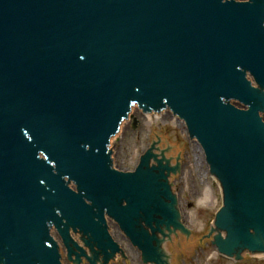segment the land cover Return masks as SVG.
Returning a JSON list of instances; mask_svg holds the SVG:
<instances>
[{"label":"water","instance_id":"obj_1","mask_svg":"<svg viewBox=\"0 0 264 264\" xmlns=\"http://www.w3.org/2000/svg\"><path fill=\"white\" fill-rule=\"evenodd\" d=\"M133 103L169 107L201 145L228 206L205 229L184 222L177 148L159 133L137 166L110 160ZM263 113L264 0H0V260L61 264L44 240L55 208L106 247L96 209L119 218L123 200L147 207L135 229L153 264H178L175 244L195 252L204 232L228 252L264 248Z\"/></svg>","mask_w":264,"mask_h":264},{"label":"rangeland","instance_id":"obj_2","mask_svg":"<svg viewBox=\"0 0 264 264\" xmlns=\"http://www.w3.org/2000/svg\"><path fill=\"white\" fill-rule=\"evenodd\" d=\"M156 132L177 148V200L186 207L184 222L190 224L192 230L205 229L210 220L216 222V208L222 206V187L219 180L210 175L201 145L182 118L169 107L148 115L140 104L133 103L128 117L112 138L109 158L137 166ZM189 245L190 241L175 244L178 264H264V257L254 256L245 247L246 255L236 256L241 262H236L235 256H222L219 245L205 232L204 241L195 244V252L188 250ZM127 254V261L117 257L109 260V264H141L140 253L131 248ZM65 264H69L67 258Z\"/></svg>","mask_w":264,"mask_h":264},{"label":"flooded vegetation","instance_id":"obj_3","mask_svg":"<svg viewBox=\"0 0 264 264\" xmlns=\"http://www.w3.org/2000/svg\"><path fill=\"white\" fill-rule=\"evenodd\" d=\"M239 1H246V0H239ZM257 1L263 2V0H257ZM253 105H255V103H253ZM263 118H264V113H263ZM73 187L75 188L74 191L77 195H79V196L83 195V192L78 185L74 184ZM221 193H222V195L225 196L226 192H221ZM83 196L84 197L82 199L87 204V207H91V205H92L91 200H89L88 198H85V195H83ZM225 197L222 200V206L220 208V211L222 208L228 207ZM233 200L236 201L237 197L234 196ZM104 204H105V202H104ZM122 205H123L124 210L119 209L121 204L115 203V202L113 204V207L117 211L119 210L121 213V217H119V218H117L118 215L116 213H115V216H112L111 212H113V210H111L112 208L110 209V207H111L110 204H109V206L105 204L104 206L100 207V209L99 208L96 209L98 211V215H97L98 218L96 220L97 227H99L98 229H99L102 237L105 238L103 240L107 244L106 247L99 246L98 243L94 242L91 239L92 233L91 234L88 233V230L86 229V227H84L83 224H77V223L72 224V223L66 222L64 220L65 217H63V215H62V212L60 210H58L57 208H55V213H56L55 218L50 220L48 223H46V227H45L46 237H44L45 244L50 249L56 248L57 253L59 255V262L61 264H65L66 258H67V262H69V264H94V262L98 260L99 256H101V257L102 256L114 257L115 255H117V257H119L120 259L124 258V260L127 261L128 260L127 250L129 251L131 248L134 251H137L138 253H140L141 264H144L143 259H145V256H144V252L142 250V248H144V245H142V242H140V236L142 235V233L144 231H141V230L137 231L135 229V227L136 226L139 227L140 221H143V218L145 215V208H147V207H145L144 204L140 205L139 207H129L125 200H123ZM177 205H179L178 200H177ZM239 207H240L239 205H235L233 208H230V209L237 212V211H239ZM140 210H142V212H140ZM156 210H158V209H156ZM263 211H264V206L261 207V213ZM218 214L219 213H217V215L215 217L216 220H217ZM170 225H174V224H169V226ZM180 226H181V224H180ZM175 228H176V226H173V228H171V229H175ZM109 229H111V231H109ZM68 231H71L73 233H78L79 236L77 238H78L79 242L81 241L84 245L83 251L78 252L76 250V258L75 259H73L72 254L68 253L67 243L64 240V235H68L67 234ZM149 231H150V233H148V234L150 236H152L150 238V240H152V245H153L152 246L150 244V242H148V244H149L148 246H150L149 251H150V253L152 252V254H154L153 252H156V254H158V251L160 248L157 247L156 244L158 242L160 245V238L158 235L159 228H156L154 232L151 230H149ZM180 232L187 234L186 232H183V231H180ZM80 235H82L84 238L81 239ZM54 236L59 237V239L61 240L62 247L65 250V254L67 253L66 256L62 255V253L60 252V248H59L60 245L55 244ZM188 240H189V238H188ZM79 242H77L76 245H79ZM84 242H85V244H84ZM111 242L113 244H115L116 247H113L110 244ZM144 242H143V244H144ZM68 243H69V241H68ZM219 248L221 250H225V247L222 244L219 245ZM87 249L90 251L91 255L87 254ZM241 249H243V247L237 248L231 253L239 255V250H241ZM259 251H261V250H259ZM87 257H88V259H87ZM155 257L156 256H154V258ZM78 259H79V261H78ZM151 260L152 259L150 257L147 258V261L154 262ZM239 262H241V261L239 260ZM5 263H6L5 260H3V259L0 260V264H5Z\"/></svg>","mask_w":264,"mask_h":264},{"label":"bare ground","instance_id":"obj_4","mask_svg":"<svg viewBox=\"0 0 264 264\" xmlns=\"http://www.w3.org/2000/svg\"><path fill=\"white\" fill-rule=\"evenodd\" d=\"M145 111H147V114L148 115H152V113H153V109H151V108H147V109H144ZM131 111V110H130ZM128 117V116H127ZM129 117H132V116H129ZM122 124V123H121ZM121 126V125H120ZM116 136V135H115ZM114 136V137H115ZM113 137V138H114ZM111 141H112V139H111ZM111 141H110V144H111ZM199 143V142H198ZM110 146V145H109ZM111 160V159H110ZM122 233V232H121ZM56 237V236H55ZM56 240H57V244L58 245H60L59 246V248H60V252L62 253V255H65V250H64V248L62 247V242H61V240L59 239V237H56ZM255 249H253L254 251H253V253H254V256H261V257H264V248H260V247H254ZM251 250V249H250ZM259 250H261V251H259ZM66 255H67V253H66ZM114 258V259H113ZM117 258V255H115L114 257H112V258H110L109 260H111V259H113L112 261H114L115 259ZM112 261H110V262H112Z\"/></svg>","mask_w":264,"mask_h":264}]
</instances>
